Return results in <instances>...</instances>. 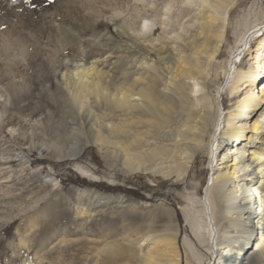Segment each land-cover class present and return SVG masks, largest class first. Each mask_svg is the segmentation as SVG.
Wrapping results in <instances>:
<instances>
[{"label": "bare ground", "instance_id": "6f19581e", "mask_svg": "<svg viewBox=\"0 0 264 264\" xmlns=\"http://www.w3.org/2000/svg\"><path fill=\"white\" fill-rule=\"evenodd\" d=\"M161 2L163 11L154 12L155 18L159 17L158 27L153 23L148 26L150 10L141 13L137 6L135 14L130 16L131 24L126 22L128 29L136 34H122L128 42L124 51L130 55L125 63L116 62L120 71L117 77L114 78L111 71L109 74L106 69L96 68L94 62L88 66L75 65L67 78L68 90L77 107L85 111L91 141L100 149L104 148V143L115 145L114 154L131 172L183 181L209 134L208 144L213 146L209 147L210 160L214 159V166L205 200L196 198L201 185L199 180L194 193L185 196L186 204L180 205L183 215V222H180V214L164 199L153 208L138 210L136 203L124 194L105 196L96 192L90 195L92 192L87 191L89 195L85 192L84 196L90 204L98 202L96 206L99 207L113 202L130 210L132 215L128 223L124 222L125 218L121 220L125 224L121 225L119 236L105 237L92 251L85 248L79 262L204 264L212 258L213 262L208 264H264V137L250 146L247 133L251 130L262 134L264 131V112H261L264 109L261 105L264 103V7L248 10L241 16L235 27L230 58L218 63L213 71L230 17L241 0ZM151 3L148 1L146 5ZM172 8L177 9L171 16L180 31L167 29ZM184 18L187 19L183 21ZM185 21L190 26L198 22V35H202L201 41L192 38L188 43V58H184L180 50L166 47L171 39L169 33L179 39L182 32L187 31L183 27ZM121 29L126 33L125 28ZM156 33L159 35L153 36ZM250 39H254L255 47L246 61V47H241ZM140 41L147 46L143 48ZM212 73L215 78L229 79L228 90L233 99L227 110L217 96L212 97L207 92L209 82L206 81ZM133 74L137 77H132ZM141 79L143 83L139 82ZM259 80L258 88L255 84ZM242 88L245 90L241 97L234 98ZM220 89L218 85L216 93L219 96ZM90 99L94 104L89 103ZM98 103L103 104L105 110L96 113ZM214 105L213 131L209 133ZM176 111L183 116V121L172 134L170 146L152 145L148 138L150 129L131 128L146 120L164 129L170 115ZM117 133L127 136L126 140H111ZM76 168L82 175L94 178L93 173L83 167ZM143 203L142 207L149 205L147 200ZM95 208L81 206L77 210L83 214ZM183 225H187L190 232L183 229L181 233ZM55 250L61 259L69 248L57 246ZM44 260L43 254H36L33 264H44Z\"/></svg>", "mask_w": 264, "mask_h": 264}, {"label": "rangeland", "instance_id": "374dc122", "mask_svg": "<svg viewBox=\"0 0 264 264\" xmlns=\"http://www.w3.org/2000/svg\"><path fill=\"white\" fill-rule=\"evenodd\" d=\"M148 1L152 3L146 5ZM33 4L37 7L33 8ZM136 6L141 13L150 10L148 26L152 23L159 26V17L155 18L154 12L163 11L161 0H50L47 4L44 0H16L15 4L12 0H0V264H33L36 254L44 255V264H80L82 250L92 251L105 237L119 236L121 225L129 222L132 212L113 202L99 206L100 209L96 206L98 202H88L84 196L87 191L92 192L90 195L124 194L136 203L138 210L153 208L164 199L180 214V222H183L181 206L186 204L185 196L194 193L199 180L196 198L205 200L214 166V159L210 160L209 147L213 146L208 144L209 134L193 159L188 179L176 181L161 175L131 172L114 154L115 145L104 143L100 149L91 141L85 111L77 107L68 90L67 78L75 65L88 66L94 62L96 68L111 71L114 78L119 75L116 64L125 63L130 55L124 51L128 42L122 34H136L126 25V22L131 24L130 16L135 14ZM259 7H264V0H241L236 6L220 55L213 62V71L218 63L230 58L235 27L241 16ZM176 12L172 8L169 15ZM172 16L168 18L167 29L180 31ZM183 27L187 31L179 39L169 33L171 39L166 47L180 50L188 58V43L192 38L201 41L202 35H198V22L190 26L185 21ZM139 43L143 48L147 46L146 42ZM244 47L247 61L255 47L254 39L241 48ZM212 74L206 81L207 92L217 96L227 110L233 99L228 90L229 79L215 78ZM260 81L255 84L258 88ZM218 85L222 88L220 96L216 93ZM244 90L240 89L233 97H241ZM89 103L94 104L91 99ZM261 105L264 108V103ZM104 110L103 104L98 103L96 113ZM215 113L214 105L209 133L213 131L211 122ZM182 121L183 116L176 111L164 129L146 120L131 128L150 129L148 138L152 145L170 146L172 134ZM247 133L250 146L264 137V131ZM126 138L123 133H117L111 140L124 142ZM76 166L93 173L94 178L82 175ZM105 186L107 189H103ZM129 192L141 194L144 199H137ZM145 200L149 205L142 207ZM81 206L96 210L79 214L77 207ZM124 218L125 223H121ZM181 229V233L183 229L190 232L187 225ZM57 246L69 248L61 259L57 257ZM212 262L211 258L204 264Z\"/></svg>", "mask_w": 264, "mask_h": 264}, {"label": "trees", "instance_id": "16d2710c", "mask_svg": "<svg viewBox=\"0 0 264 264\" xmlns=\"http://www.w3.org/2000/svg\"><path fill=\"white\" fill-rule=\"evenodd\" d=\"M103 189H107V187H103ZM131 195L135 196L137 199H144V197L141 194H138L136 192H129Z\"/></svg>", "mask_w": 264, "mask_h": 264}, {"label": "snow or ice", "instance_id": "6c2138e0", "mask_svg": "<svg viewBox=\"0 0 264 264\" xmlns=\"http://www.w3.org/2000/svg\"><path fill=\"white\" fill-rule=\"evenodd\" d=\"M15 2H16V0H12V3H13V4H15ZM49 2H50V0H44V3H45V4H47V3H49ZM32 7L35 8V7H37V5L33 4Z\"/></svg>", "mask_w": 264, "mask_h": 264}]
</instances>
